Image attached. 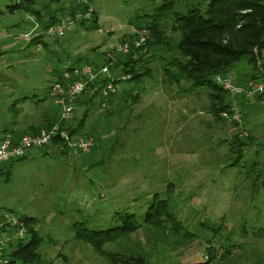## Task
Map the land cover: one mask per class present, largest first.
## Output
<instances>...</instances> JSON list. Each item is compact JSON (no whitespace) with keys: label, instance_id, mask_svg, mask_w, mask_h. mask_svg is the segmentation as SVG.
Instances as JSON below:
<instances>
[{"label":"rangeland","instance_id":"rangeland-1","mask_svg":"<svg viewBox=\"0 0 264 264\" xmlns=\"http://www.w3.org/2000/svg\"><path fill=\"white\" fill-rule=\"evenodd\" d=\"M14 3L0 0V11ZM156 4L92 0L97 30L77 26L57 42L46 40V48L27 46L24 35L35 26L27 13L6 12L0 23H21L8 29L16 53L3 52L9 40H0V67L11 62L0 77L21 84L24 97L44 99L53 69L67 67L77 55L113 50L139 31L137 25L146 27ZM172 25L165 23L175 41ZM162 74L157 62L151 78L120 83L118 96H111L104 107L97 99L78 112L76 108L68 127L74 129V139L94 140L89 152L55 141L69 153L37 161L32 170L5 184L0 206L33 219L30 226L42 239L39 264H114L76 240L75 231L83 226L112 228L116 213L133 216L130 221L139 227L101 248L136 261L130 264H264V188L252 190L247 175L255 164L264 170V109L258 100L242 102L244 125L253 141L237 152L243 141L240 129L214 116L210 91L179 93L174 85L164 84ZM132 92L135 104L128 96ZM50 110L57 113L54 105ZM80 121L84 125L75 132ZM153 194L169 201L179 231L163 218L158 227L142 224ZM227 249L229 256L223 255ZM125 259L121 261L127 263Z\"/></svg>","mask_w":264,"mask_h":264},{"label":"trees","instance_id":"trees-1","mask_svg":"<svg viewBox=\"0 0 264 264\" xmlns=\"http://www.w3.org/2000/svg\"><path fill=\"white\" fill-rule=\"evenodd\" d=\"M42 1L45 3L38 4V0H16V3L7 8L10 13L23 11L28 14L29 18L34 16L40 29L44 30L57 24L65 16L72 17L76 13L83 14L86 9L91 7V19L80 20L76 27L88 31L97 30L98 18L94 12L92 0H86L87 4L85 0ZM145 1L149 4L157 3L153 8V15L147 17L149 23L146 24V27L140 28L137 25L140 32H145L143 34L147 39L146 52L143 53L141 49H134L127 55H117L116 62L110 68L111 74L121 72L129 75L130 79L126 83L137 84L143 79L152 77L158 62L159 70L162 71V75L166 79L164 84L174 85L179 93L182 91L192 93L198 89L209 90L211 110L214 116L222 122L227 121L220 116V113L229 110L232 99L215 83L214 78L219 75L231 74L242 85L250 79L262 77L257 67V61L264 56V0H201L197 3H193L191 0ZM142 19L144 18L142 17ZM168 21L173 23L170 30L172 34L176 35L175 41L166 32L165 23ZM131 38H125L122 41ZM46 40L48 39L38 38L28 44L29 46L38 44L46 48ZM54 40L55 42L58 41V39ZM255 49L256 54L254 53ZM92 52H95L94 49ZM106 53L107 51L99 53L100 55L93 54L92 57L77 55L72 58L69 56L73 62L67 65V69L64 64L53 69L50 87L59 83L62 80V74L66 71L84 65H91L95 68L103 66L108 62ZM153 64L154 67H152ZM105 81L102 79L100 82L88 85L84 95L76 101V105L86 106L93 104L97 99H101V90ZM128 96L131 97L132 104L137 102L136 93L132 92ZM238 101L241 106L242 102H245L242 98H239ZM56 121L55 118L53 122ZM53 124L44 130L50 129ZM232 124L239 129L235 123ZM83 125L84 121H80L75 132L77 128L79 129ZM73 131V128L68 127L70 135H73ZM40 132L41 130H34L31 134L37 135ZM242 140L240 145H236L237 152L240 147H246L253 141L249 130L248 136L242 137ZM55 141L57 140H54V144ZM262 172H264L263 168L257 167L256 164L247 172L248 178L251 179V188L254 191H257L256 188L259 186L264 188V173ZM152 198V203L143 216L142 224L158 227L161 224V218H163L173 225V231H179L178 222L170 213L169 201L161 199L158 194H153ZM115 216L116 226L103 231L88 230L83 226L81 229H76L75 239L89 245L96 254L114 264L136 262L121 255L105 252L101 248L105 244L114 243L134 233L139 227L130 221L133 216L123 213H116ZM22 218L28 229V237L25 242L17 244L10 251L9 264H17L18 262L20 264H39L41 255L38 249L42 239L38 237L37 231L32 229L33 219L25 216ZM176 222L177 224H175ZM80 225L78 224V226ZM223 255L229 256V250L227 249ZM210 257L215 259V252L212 249ZM122 258H126L127 263L121 261Z\"/></svg>","mask_w":264,"mask_h":264},{"label":"built area","instance_id":"built-area-1","mask_svg":"<svg viewBox=\"0 0 264 264\" xmlns=\"http://www.w3.org/2000/svg\"><path fill=\"white\" fill-rule=\"evenodd\" d=\"M85 3L88 2L85 0ZM92 16V8L89 7L82 13L65 16L57 24L40 29L34 16H30V21L35 24L31 31L24 35L26 42L34 39H61L68 31L75 28L80 20H89ZM147 39L142 32H135L132 38L122 41L113 50L107 51V63L99 68L91 65H84L62 74V80L50 87L49 96L53 105L57 108V121L48 130H42L37 135H25L19 140L14 141L10 134H6L0 141V168L11 162L22 159L29 151L38 150L52 145L54 140L67 144L69 148L76 149L80 153H87L94 146V140L89 137H76L70 135L66 126L71 121L76 111V101L84 95L88 85L100 82L105 79L101 90V101L104 107L109 98L114 96L119 89L120 83L130 79L129 75L111 74L110 68L116 62L117 55H127L134 49H141L146 52ZM257 67L261 74L260 79H250L239 84L236 77L231 74L216 76L215 83L227 93L231 99V107L228 111H223L220 116L231 123H235L242 137L248 136V131L244 127L242 116V106L238 101L258 100L264 109V58L257 61ZM67 69V67H66ZM28 237V229L22 216L12 211H4L0 214V264H9L10 251L21 242H25Z\"/></svg>","mask_w":264,"mask_h":264},{"label":"crops","instance_id":"crops-1","mask_svg":"<svg viewBox=\"0 0 264 264\" xmlns=\"http://www.w3.org/2000/svg\"><path fill=\"white\" fill-rule=\"evenodd\" d=\"M6 12L10 13L8 8H6V11H0V16L4 17ZM20 23L21 21L14 22V24L9 23L7 25L0 23V40L3 38L9 40L8 43H5L6 46H4L3 52L6 53L7 51H10V54L16 53L14 50L17 45H12L13 39L9 36L11 34H8V29L10 27L16 28ZM27 46H29V44H27ZM12 57L13 55L8 58ZM0 59H2L1 54ZM10 66L11 62H7L0 67V74L3 71H7ZM1 75H3V73ZM14 87L19 90H16ZM20 87L21 84L17 83L16 80H13L12 78L0 77V141L6 134H10L12 139L17 141L24 135H30L34 130H44V128L54 123L53 121L55 118L57 119L58 115L56 110H50L53 102L49 96V90L47 91L44 99H36L33 97H24ZM116 96L118 95H114L112 99L114 100ZM126 99L129 100V98ZM47 103L49 106L46 105ZM81 107L83 106L79 105L76 107L77 112ZM50 152L53 154V157H50ZM67 153L69 152L66 151V149L52 144L45 147V149L42 148L29 151L22 160L3 165L0 168V192H3L5 190V184L8 185V183L11 182L21 171L26 172V169L32 170V166L35 165L37 161L45 159L52 160V158L56 156L59 158ZM0 205L3 204L0 203ZM4 211L8 210H5L3 206H0V214Z\"/></svg>","mask_w":264,"mask_h":264}]
</instances>
